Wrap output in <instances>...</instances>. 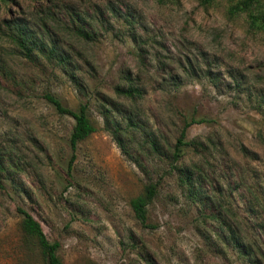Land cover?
<instances>
[{
	"label": "rangeland",
	"instance_id": "obj_1",
	"mask_svg": "<svg viewBox=\"0 0 264 264\" xmlns=\"http://www.w3.org/2000/svg\"><path fill=\"white\" fill-rule=\"evenodd\" d=\"M17 1L8 10L0 8V18L21 16V11L27 15L31 2ZM67 1L76 2L95 31L87 42L65 31L61 7L53 12L58 22L46 24L49 37L72 55L69 69L76 83L46 64L35 66L17 57L0 38V55L26 88L15 95L9 80L0 79L5 166L0 175L5 189L0 190V264H43L23 244L15 207L40 223L48 241L57 242L62 264H247L218 238L221 230L214 221L202 222L200 201L188 197L173 177L160 180L146 225L134 218L128 202L142 190L146 175L103 128L97 107L118 101L112 86L123 72L145 86L137 103L141 121L148 132L156 129L165 149L174 143L181 115L205 119L185 132L186 139L203 141L210 135L220 143L203 151L209 176L202 185L216 196L230 190L229 205L239 226L258 236L264 249V229L256 235L261 227L250 213L256 206L250 198L246 202L238 184L239 175L252 183L259 173L258 192L264 196V37L248 33L241 19H229L225 0L206 8L194 0ZM44 91L72 109L88 104L96 130L73 151L68 143L73 120L58 114ZM141 138L136 133L127 145L154 180L165 165L139 150ZM203 207L204 213L212 210Z\"/></svg>",
	"mask_w": 264,
	"mask_h": 264
},
{
	"label": "trees",
	"instance_id": "obj_2",
	"mask_svg": "<svg viewBox=\"0 0 264 264\" xmlns=\"http://www.w3.org/2000/svg\"><path fill=\"white\" fill-rule=\"evenodd\" d=\"M29 1L31 4L27 6H31V9H27V11L29 10L27 15L26 12L21 11V16H18V14L0 18V38L7 40L13 46L17 57L35 66L46 64L51 69H56L67 75L73 83H76L72 70L69 69L72 64V55H68L62 49L63 44L60 40L49 37L50 30H48L46 24L47 22L52 24L58 22L53 12L56 9L60 10L61 7L65 10L66 20L65 23L61 22L60 26L77 39L86 42L93 41L95 37L93 27L88 26L90 23L86 21L83 12L74 6L76 4L74 1H67L66 3L63 0ZM77 1L80 3L82 0ZM194 1L206 8L216 0ZM225 2V15L229 19H241L248 33H259L264 37V0H225ZM10 3L18 5L19 1L0 0V8L7 9ZM121 74V81L112 86V91L118 101L102 102L97 107V111L102 118L103 128L109 132L112 140L119 146L123 154L127 155L128 158L129 156L132 158V161L135 162L144 176L146 175L142 190L131 197L128 202L134 218L142 225H146L148 205L158 194L160 180L164 176L173 177L176 186L185 192L188 197L200 201L202 208L198 210L202 211L199 212L202 216V222L214 221L217 228L221 230V235L218 238L224 244L235 248L247 264H264V249L261 248V243H257L259 241L258 236H250L247 229L239 226L241 224L237 222L238 216L229 205L230 190L229 193H225L223 196H216L214 191L207 190L202 185L203 181L209 176L204 169L207 161L204 160L203 151L207 145L213 144L216 146L220 143L217 141L212 142L210 135L206 136L203 141L196 138L186 139L185 132L192 123L202 122L205 119H195L193 116L188 118L181 115V125L174 143L171 147L165 149L159 141L160 137L157 136L156 129L155 132H148L141 121L137 103L143 97L145 86L135 80L130 73L121 72ZM3 78L9 80L15 95H20L26 89L25 82L14 75L6 65L3 56L0 55V79ZM171 79L173 80V76H171ZM42 96L58 114L72 118L73 124L68 137L71 151L75 149L77 143L96 130V126L89 117L86 101L79 103L76 109H72L63 105L56 96L48 91H44ZM136 133L142 137L139 150L154 159V163L165 165L164 168L157 169L154 180L148 176L151 171L140 161L138 155L133 157L129 151L127 144L134 139ZM186 151L192 154H189L187 159H185ZM239 151L243 152L242 155L244 156L248 155L244 147H240ZM252 158L255 159L254 154ZM69 166L68 164V169ZM3 171H5V166L0 157V175ZM153 173L156 174L155 170ZM260 179L259 173L255 172L252 183L245 182V178L240 175L238 180V184L243 185L241 192L246 202H249L250 198L254 201L253 205L256 206L250 213L257 220V226L261 227V231L259 229L256 231V235L259 236H261L264 229V196H261L258 192ZM0 190H5L1 178ZM204 205H209L212 210L209 213H204ZM15 210L20 216L19 230L23 244L29 250H33L40 257L43 264H62L57 255V242L48 241L40 223L27 211L20 207H15Z\"/></svg>",
	"mask_w": 264,
	"mask_h": 264
}]
</instances>
